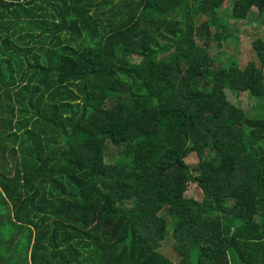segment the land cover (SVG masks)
<instances>
[{"label": "trees", "instance_id": "trees-1", "mask_svg": "<svg viewBox=\"0 0 264 264\" xmlns=\"http://www.w3.org/2000/svg\"><path fill=\"white\" fill-rule=\"evenodd\" d=\"M225 1L0 0V264H264V39L210 51L264 0Z\"/></svg>", "mask_w": 264, "mask_h": 264}, {"label": "rangeland", "instance_id": "rangeland-1", "mask_svg": "<svg viewBox=\"0 0 264 264\" xmlns=\"http://www.w3.org/2000/svg\"><path fill=\"white\" fill-rule=\"evenodd\" d=\"M236 0H226L224 7L228 10L233 6V2ZM224 11L223 17L230 15L228 12ZM231 26L237 30H232L229 28L228 34H232L234 37H237V40H233L231 36H226L223 38L222 48L218 49V42L213 40L211 41V53L213 56H220L224 59L229 57H234V62L240 63V66L244 67L248 63L253 62L256 66H261L263 58L259 57L258 54L253 50L252 43L257 39H264V24L260 15L256 9L248 16L246 20L243 21H231ZM236 33V34H235ZM216 34V31H214ZM235 34V35H234ZM199 40V44H202ZM261 58V59H260ZM238 59V60H237ZM229 99L238 103L242 108H244L250 115L257 116L258 112L254 110V106L257 103V100L250 95L249 92L246 93H233L228 91ZM108 147H115L111 143H107ZM112 152L106 154V162L114 164L117 160L121 158L122 150L118 148H112ZM187 162L191 165H195L198 162V157L192 155L187 159ZM189 197L198 195V188L195 183H191L189 191L187 193ZM164 250L169 254L168 248L160 250L162 253L166 254ZM230 258L235 260V254L233 251H230ZM177 261V259H176Z\"/></svg>", "mask_w": 264, "mask_h": 264}]
</instances>
